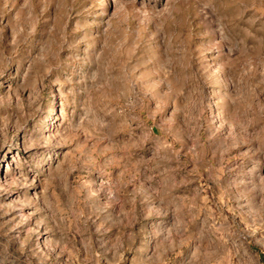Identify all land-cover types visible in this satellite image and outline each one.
Returning a JSON list of instances; mask_svg holds the SVG:
<instances>
[{
  "label": "rangeland",
  "instance_id": "1",
  "mask_svg": "<svg viewBox=\"0 0 264 264\" xmlns=\"http://www.w3.org/2000/svg\"><path fill=\"white\" fill-rule=\"evenodd\" d=\"M0 264H264V0H0Z\"/></svg>",
  "mask_w": 264,
  "mask_h": 264
},
{
  "label": "bare ground",
  "instance_id": "2",
  "mask_svg": "<svg viewBox=\"0 0 264 264\" xmlns=\"http://www.w3.org/2000/svg\"><path fill=\"white\" fill-rule=\"evenodd\" d=\"M210 107H211V106H210ZM210 107H209V108H210Z\"/></svg>",
  "mask_w": 264,
  "mask_h": 264
}]
</instances>
